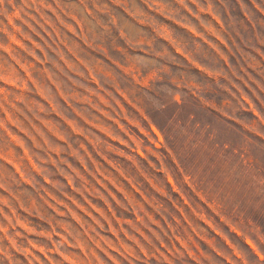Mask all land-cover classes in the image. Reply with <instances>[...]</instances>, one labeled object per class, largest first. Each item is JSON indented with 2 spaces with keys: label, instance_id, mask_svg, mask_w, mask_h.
<instances>
[{
  "label": "rangeland",
  "instance_id": "1",
  "mask_svg": "<svg viewBox=\"0 0 264 264\" xmlns=\"http://www.w3.org/2000/svg\"><path fill=\"white\" fill-rule=\"evenodd\" d=\"M0 264H264V0H0Z\"/></svg>",
  "mask_w": 264,
  "mask_h": 264
}]
</instances>
